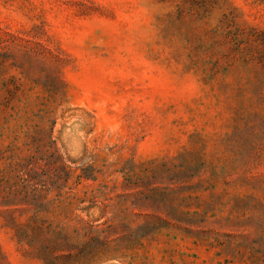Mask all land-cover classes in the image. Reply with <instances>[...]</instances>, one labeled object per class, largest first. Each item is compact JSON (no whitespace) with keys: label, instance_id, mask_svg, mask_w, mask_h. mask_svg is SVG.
Segmentation results:
<instances>
[{"label":"rangeland","instance_id":"374dc122","mask_svg":"<svg viewBox=\"0 0 264 264\" xmlns=\"http://www.w3.org/2000/svg\"><path fill=\"white\" fill-rule=\"evenodd\" d=\"M0 264H264V0H0Z\"/></svg>","mask_w":264,"mask_h":264}]
</instances>
